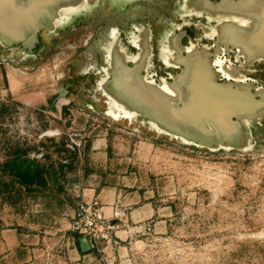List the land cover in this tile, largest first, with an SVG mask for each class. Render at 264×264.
I'll return each mask as SVG.
<instances>
[{
  "label": "rangeland",
  "instance_id": "374dc122",
  "mask_svg": "<svg viewBox=\"0 0 264 264\" xmlns=\"http://www.w3.org/2000/svg\"><path fill=\"white\" fill-rule=\"evenodd\" d=\"M46 8L22 39L0 36V66L17 93L0 89V177L11 181L1 166L19 152L40 165L45 182L0 191V264H264V50L253 43L263 34L264 0H65ZM196 57L206 64L201 82L241 98L246 111L229 115L233 138L223 141L204 119L201 143L134 97L135 105L114 107L122 92L115 70L127 67L136 68L131 85L185 109ZM97 138L107 154L86 159ZM70 162L79 172L97 165L92 175L109 174L105 185L129 191L120 216L77 201L63 168ZM137 199L154 214L133 224ZM84 210L99 211L110 228L85 230L92 214ZM78 235L91 239L93 254H71Z\"/></svg>",
  "mask_w": 264,
  "mask_h": 264
},
{
  "label": "bare ground",
  "instance_id": "6f19581e",
  "mask_svg": "<svg viewBox=\"0 0 264 264\" xmlns=\"http://www.w3.org/2000/svg\"><path fill=\"white\" fill-rule=\"evenodd\" d=\"M26 1L28 3L26 5H23V2L21 0H0V36L3 39H7V38H11L14 40L22 39L23 36L28 35L27 30L25 29L28 27V25H30V24H36L37 25L38 24L39 10L40 9H44L47 7L45 9V11H47L50 9V6H52V3H55V1L62 2L65 0H26ZM253 5L255 6L254 8L257 7L254 3V4H252L251 8L253 7ZM260 7H263V6H260ZM251 8L248 7V9H250L248 11L254 10V8L253 9H251ZM262 10L264 11V8H262ZM258 13H261V12H258ZM261 15H264V12H262ZM261 24H262V26L260 27ZM261 24L259 25V23H258V25L260 27L259 29L264 34V19H263V22H261ZM263 34L262 35L259 34V36L253 35L254 37L257 36V38L255 39V41L253 43H256L257 47L262 51L264 50V37H263L264 35ZM236 35H238V34H236ZM3 39H2V42H3ZM253 40H254V38L251 40V37H250L249 43H251V41H253ZM0 42H1V40H0ZM115 59L116 58H114V60ZM196 59H197V57L193 58L194 61H196ZM198 59H199V56H198ZM189 61L190 60H188L187 62H189ZM192 61H191L192 65H193V67L191 65L192 71H191V74L189 73L190 76L188 75L190 77V78H188V79H190L189 81H191L193 79L188 84V85H190L188 87H190V90H191L189 92H192V93H190L191 95H189L188 97L186 95H185L186 97H184L182 95L184 98L182 100L183 101L182 103H184L186 105L185 109H183V107L179 108V109H174V108L172 109L170 107L169 103L167 102V100L164 98L162 99L163 96L160 98L159 96H161V95L156 94V92L153 91L151 88L142 87V86H135V84L131 85L132 79H131L130 72L136 68L133 69V68H127V67L126 68L117 67L115 70L117 72V74L113 78V82H114L113 85H114V88H116V85L119 86L120 90H122V92H121V98L119 100L117 98V99H115V101H113L114 107L115 108H117L116 106L120 107L121 106L120 104L124 103L123 100L129 101L130 100L129 98L134 97L132 99H136V100L138 99L140 103L141 102H142V104L148 103L151 106V108H150V106L147 104V105H145L146 108H150V110H151L154 107L155 108L154 111H157V114H159V116H160V117L159 116L158 117L160 119H165L167 126L171 127L175 131H181V132L185 131V132H191V133H195V134L199 135L200 136L199 141L201 143H203V142L208 143L207 138H208L209 129H207V127L204 125V119L207 120V124L211 128L213 127L212 129L216 130L217 135L220 138H222L223 141H226L228 139L233 138L234 134L231 132V129H232L234 123L230 120L229 115L233 111H237L238 113H242L243 111H246V109L244 108V105L241 104V101H240L241 98L238 100V97L235 94H229L230 92H228V91L226 92L225 90H223V93H220L221 91L213 92L212 91V89H213L212 85H210L211 83L207 85V84L201 82L202 81L201 78H203V81H204V79L206 80V78L208 77L206 75L207 71H205V69H204V67L206 65L205 61H202V59H201V62H199V60H198V62L200 64L198 62L197 63L195 62V64H197V65H195L193 63L194 61L193 62ZM118 62H115V65ZM191 63H189V64H191ZM202 69H203V71H202ZM124 70L126 71L125 72L126 75L121 74V73H124ZM135 71H137V70H135ZM198 71H201V74L203 72H205L204 74L206 75V77L204 74H202V75L205 78L202 77L200 75V72H198ZM208 75H209V73H208ZM207 80H208V78H207ZM212 84H214V83H212ZM113 85H111V86L113 87ZM209 85L211 86V88ZM186 86H184V87H186ZM184 87H183V89H184ZM188 87L186 89H184V91L185 90L188 91ZM130 88H132V90ZM180 88H182V87H180ZM219 88H217V89L220 90ZM214 89L213 90L216 91V88H214ZM221 90H222V88H221ZM226 93H228V94H226ZM245 93H248L247 90ZM115 97H116V95H115ZM243 98L245 99V97H243ZM140 100H142V101H140ZM251 101H253V100L251 99ZM130 102L133 103L132 100H130ZM137 102L138 101H136V104H137ZM260 102L261 101H259L258 103H260ZM252 103H255V102H252ZM133 104L135 105V103H133ZM252 106H253V104H252ZM125 107H126V109L128 108L127 105H125ZM143 107H144V105H143ZM137 109L138 108L136 107V108H134L133 111L134 112L136 111L137 113H141L143 110L141 111L140 109H144V108L139 106V109L138 110ZM139 110L141 112H139ZM145 110L146 109H144L143 113L147 111V110L146 111ZM125 112H126V110H125ZM130 115H132V112ZM134 115H136V114H134Z\"/></svg>",
  "mask_w": 264,
  "mask_h": 264
},
{
  "label": "crops",
  "instance_id": "0c3cea01",
  "mask_svg": "<svg viewBox=\"0 0 264 264\" xmlns=\"http://www.w3.org/2000/svg\"><path fill=\"white\" fill-rule=\"evenodd\" d=\"M9 89L11 95L17 94L14 91L10 90V84L5 74V70L0 66V89L6 88ZM107 141L105 138H97L90 140L85 147V157L88 158H102V155L107 154ZM69 173H71V186L77 188L76 196L77 201L83 200L86 202L96 200L100 205L101 212L106 218H113L120 216L122 213V208L125 204V201L131 196L127 190H123L121 185L118 183L113 186L105 185V180L109 177V174L98 176L92 175L91 170L95 167H87V164L84 165L82 172H79L78 166L74 165L73 162H70L68 165L64 166ZM134 198V197H132ZM138 201L131 202V207H129V220L133 224H138L149 219L154 210L151 205L147 202H142L140 199ZM92 241L90 238H85L83 236H75L72 242V248L70 250L71 254L77 258H84L93 254L91 251Z\"/></svg>",
  "mask_w": 264,
  "mask_h": 264
},
{
  "label": "trees",
  "instance_id": "16d2710c",
  "mask_svg": "<svg viewBox=\"0 0 264 264\" xmlns=\"http://www.w3.org/2000/svg\"><path fill=\"white\" fill-rule=\"evenodd\" d=\"M20 154L22 153L15 152L13 159L6 161L1 166V171L11 179L9 183H5L0 177V191L7 195L13 193V183L20 186L25 192H29V186L31 185L45 186V182L41 177L40 165L35 161L22 160Z\"/></svg>",
  "mask_w": 264,
  "mask_h": 264
},
{
  "label": "built area",
  "instance_id": "2783aa9c",
  "mask_svg": "<svg viewBox=\"0 0 264 264\" xmlns=\"http://www.w3.org/2000/svg\"><path fill=\"white\" fill-rule=\"evenodd\" d=\"M84 211L87 212L88 210H84ZM89 213H91V212H89ZM91 214H92L91 218H89V215L85 214L86 219L83 223V228L85 230L89 229V230L93 231L95 228H97L98 224H100L101 229H109L110 228V225L107 224V221H105L104 217L101 215V213L99 211L98 212L95 211L94 213H91Z\"/></svg>",
  "mask_w": 264,
  "mask_h": 264
}]
</instances>
